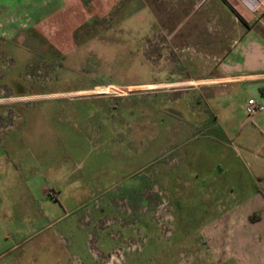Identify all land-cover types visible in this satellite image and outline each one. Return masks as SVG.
Returning <instances> with one entry per match:
<instances>
[{
  "label": "rangeland",
  "instance_id": "obj_1",
  "mask_svg": "<svg viewBox=\"0 0 264 264\" xmlns=\"http://www.w3.org/2000/svg\"><path fill=\"white\" fill-rule=\"evenodd\" d=\"M65 4L0 29L29 231L0 264H264V128L242 108L259 91L200 87L230 55L257 65L241 41L264 39V0Z\"/></svg>",
  "mask_w": 264,
  "mask_h": 264
},
{
  "label": "crops",
  "instance_id": "obj_2",
  "mask_svg": "<svg viewBox=\"0 0 264 264\" xmlns=\"http://www.w3.org/2000/svg\"><path fill=\"white\" fill-rule=\"evenodd\" d=\"M53 1L55 6L49 13H45L44 9L49 5V0H0V29L9 28L8 22H13L11 18L14 16H10L12 13L17 16L29 15L37 21L43 22L55 12V14L60 13V8H64L66 5V0ZM241 42L247 47L258 48V57L255 56V53L248 55L253 62H255V58H258V62H255L257 65L254 64L244 70H233L230 65L241 62V57L235 55L233 58L230 55L224 62L227 69L221 71L214 78L200 81V87L248 84L252 93L256 88L259 91V94L254 93L256 94L255 98L249 97L248 99H254L264 107V39L253 32H248ZM3 115L6 116L5 113ZM254 120L257 122V126L259 125L258 128H264V110L256 115ZM26 163L25 152L20 149H7L5 145H0V257L14 249L21 240L25 241L29 232L27 230ZM262 221L264 223V216L260 222Z\"/></svg>",
  "mask_w": 264,
  "mask_h": 264
},
{
  "label": "built area",
  "instance_id": "obj_3",
  "mask_svg": "<svg viewBox=\"0 0 264 264\" xmlns=\"http://www.w3.org/2000/svg\"><path fill=\"white\" fill-rule=\"evenodd\" d=\"M249 12H253L260 5L261 0H237ZM243 112L248 120H252L256 115L264 110L262 104L254 99H248L243 105Z\"/></svg>",
  "mask_w": 264,
  "mask_h": 264
},
{
  "label": "trees",
  "instance_id": "obj_4",
  "mask_svg": "<svg viewBox=\"0 0 264 264\" xmlns=\"http://www.w3.org/2000/svg\"><path fill=\"white\" fill-rule=\"evenodd\" d=\"M225 4V3H224Z\"/></svg>",
  "mask_w": 264,
  "mask_h": 264
}]
</instances>
